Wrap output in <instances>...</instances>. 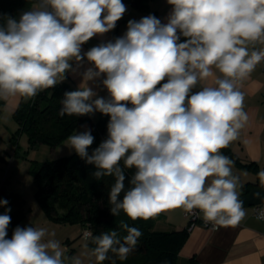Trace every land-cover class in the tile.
<instances>
[{"label": "clouds", "instance_id": "1", "mask_svg": "<svg viewBox=\"0 0 264 264\" xmlns=\"http://www.w3.org/2000/svg\"><path fill=\"white\" fill-rule=\"evenodd\" d=\"M26 2L18 16L0 12V99L27 102L71 77L77 84L63 93L59 116L108 119L98 146L82 124L66 147L96 181L113 179L111 215L148 220L182 208L213 228L238 225L242 185L221 149L249 120L241 85L264 62V0H166L163 18L129 19L110 38L128 12L123 0ZM256 175L264 187V169ZM8 205L0 199V264H83L31 222L7 238ZM256 218L264 221V207ZM120 229L126 235L82 229L96 264H116L109 253L125 261L137 248L142 232L125 221Z\"/></svg>", "mask_w": 264, "mask_h": 264}, {"label": "trees", "instance_id": "2", "mask_svg": "<svg viewBox=\"0 0 264 264\" xmlns=\"http://www.w3.org/2000/svg\"><path fill=\"white\" fill-rule=\"evenodd\" d=\"M145 1L133 0V4L141 10H146L148 6ZM28 7L30 4L26 0H0V12L13 16H18ZM70 90L73 89L66 83H62L54 89L39 93L27 102L21 99L12 114L17 123V128L10 136L13 143H17L19 134L25 133L30 147L41 143L54 146L74 134L80 125L87 124L95 136L92 147L98 146L99 142L105 138L108 118L99 113L96 121L87 116L60 117V100L63 93ZM221 152L241 167L256 170L257 173L260 171L254 162H240L236 154L228 147L221 149ZM30 170L35 184V197L50 219L82 226L91 224L93 233L97 235L110 230L118 231L121 236L126 235L120 229L121 221L127 222L129 226L137 227L142 232L137 248L125 261H120L109 253L112 259H116V264H162L163 261L176 264L178 251L188 236L186 227L157 230L153 228V218L132 221L123 212L120 216L111 215L108 191L114 182L113 179L106 177L96 181L91 174L94 170L92 166L87 165L75 152L52 160L33 161ZM128 175H131V171H128ZM253 184L261 185L259 180L255 183L246 182L241 184L243 192H247ZM1 192L0 188V199H6L2 197ZM9 214L11 216L9 226L21 217L19 208ZM86 243H89V248L94 247L90 242ZM68 255L71 256L72 252L69 251ZM103 264H111V259L104 261ZM189 264L195 263L190 260Z\"/></svg>", "mask_w": 264, "mask_h": 264}, {"label": "crops", "instance_id": "3", "mask_svg": "<svg viewBox=\"0 0 264 264\" xmlns=\"http://www.w3.org/2000/svg\"><path fill=\"white\" fill-rule=\"evenodd\" d=\"M133 1V0H132ZM146 10L131 12L135 19L146 16L149 13L163 18L169 11L166 0H146ZM135 11V12H134ZM137 13V14H136ZM131 17L124 18V22ZM125 24L120 31L119 27L107 34L108 37L121 35L125 31ZM93 39L85 48L96 44ZM75 89L77 81L71 77L65 82ZM245 93L244 107L249 120L240 130L238 138L228 146L236 154L240 162H254L259 170L264 168V62L257 65L250 78L241 85ZM21 99H0V128L8 130L11 134L17 128V123L12 116ZM12 119L13 124L3 123V118ZM12 126L13 129H10ZM79 130V129H78ZM233 174L239 178L240 184L256 182L258 179L256 170L241 167L234 162ZM211 179V178H209ZM240 195L242 187L238 189ZM245 218L236 226H205L198 224L188 231V236L176 256V264H189L193 260L195 264H264V221L257 220L253 213V205L244 206ZM21 217L8 228V238L16 226H27L31 222L36 227L46 228L49 232H55L66 255L81 258L83 264H96L94 257H89L84 248L86 241L81 235L82 225L74 223L57 222L50 219L39 204L28 208L19 206ZM182 208L167 209L160 212L153 220V228L157 230L182 229L187 226V219ZM203 219V214L199 213Z\"/></svg>", "mask_w": 264, "mask_h": 264}, {"label": "rangeland", "instance_id": "4", "mask_svg": "<svg viewBox=\"0 0 264 264\" xmlns=\"http://www.w3.org/2000/svg\"><path fill=\"white\" fill-rule=\"evenodd\" d=\"M123 2L126 3L128 7V12L123 19L126 17L134 18L133 16L135 15L131 13L134 10L133 8L138 11H140V8L136 7L132 0H123ZM123 19H121L117 25L120 31L122 30L123 24H125L124 27L126 28L127 21L124 22ZM97 118L98 113L92 117L95 121ZM13 122L12 119L4 116L3 123L12 125ZM10 129H13L12 126ZM10 136L11 133L8 130L0 128L1 195L9 201L11 212L14 213L18 210L20 205H24V207L28 208L38 204L35 197V184L30 170L32 162L56 159L58 157L70 155L74 151H70V149L66 147L67 138L61 140L54 146L41 143L34 147H30L25 133L19 134L16 144L13 143ZM16 145H18L17 148ZM181 212L183 214V209H181Z\"/></svg>", "mask_w": 264, "mask_h": 264}, {"label": "water", "instance_id": "5", "mask_svg": "<svg viewBox=\"0 0 264 264\" xmlns=\"http://www.w3.org/2000/svg\"><path fill=\"white\" fill-rule=\"evenodd\" d=\"M255 183V182H250ZM257 193H259L260 197H264V187L261 185L253 184L250 186L248 191L246 193H243L240 195V199L243 201L244 206H250V205H256L260 204L264 201H262L260 198H257Z\"/></svg>", "mask_w": 264, "mask_h": 264}, {"label": "built area", "instance_id": "6", "mask_svg": "<svg viewBox=\"0 0 264 264\" xmlns=\"http://www.w3.org/2000/svg\"><path fill=\"white\" fill-rule=\"evenodd\" d=\"M261 207H264V202L260 203V204H256L253 206V213L257 216V210ZM197 211V215H193L191 213H187L183 210L184 216L187 219V226L186 229L187 230H191L194 226L198 225V224H203L205 226H212L211 223L209 222H205L204 219L200 218L199 216V212ZM4 212V208H0V213ZM86 225L82 226V229L85 227ZM81 235L83 236V233L81 231ZM8 238V237H7Z\"/></svg>", "mask_w": 264, "mask_h": 264}]
</instances>
